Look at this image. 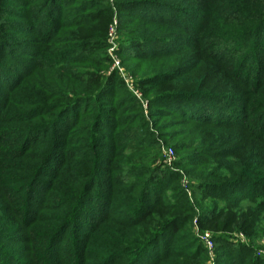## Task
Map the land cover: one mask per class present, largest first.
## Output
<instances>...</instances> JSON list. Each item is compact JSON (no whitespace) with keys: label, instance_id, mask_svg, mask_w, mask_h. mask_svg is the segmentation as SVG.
<instances>
[{"label":"rangeland","instance_id":"obj_1","mask_svg":"<svg viewBox=\"0 0 264 264\" xmlns=\"http://www.w3.org/2000/svg\"><path fill=\"white\" fill-rule=\"evenodd\" d=\"M57 1L58 10L49 16L45 2L0 0V67L7 72L17 65L31 67L11 91H2L0 85V264H131L171 217L165 232L170 237H158L169 256L157 264H264V207L258 200L244 199L234 205L230 198L236 193L233 186L240 184L243 189L253 183L264 189L261 42L254 35L238 36L234 31L240 25L228 21L220 24L217 36L214 22L212 50L204 53L198 46L196 57L181 55L162 67L163 61L158 62L154 71L173 74L155 80L148 93L140 84L148 65L127 62L113 50L141 102L119 87L112 97L75 102L69 77L74 81L97 73L103 82L118 77L111 71L109 28L115 22L118 44L125 40L120 21L133 19L121 5L160 0ZM160 2L190 11L189 0ZM65 19L69 23L60 38L54 26ZM153 30L149 24L138 26L133 37L152 36ZM175 36L185 38L180 31ZM76 49L85 53L70 55ZM27 51L34 55H23ZM70 57L82 58L72 62ZM176 91L216 98L221 107L229 106L231 117L203 123L149 107L157 95ZM73 103L74 108L68 106ZM209 105L205 112H211ZM105 108L115 118H107L108 129H98L95 124L104 118ZM73 116L77 120L71 122ZM58 119L62 121L57 125ZM191 158L202 163L195 172L187 166ZM155 167L174 175L173 181L165 189L152 185L160 191L151 217L135 226L123 225L121 221L139 210ZM39 190L43 196L38 207L33 200ZM30 207L33 212L26 214ZM79 207L80 215L100 214L92 231L84 232L75 223ZM74 224L76 229L70 226ZM204 235L207 246L200 239Z\"/></svg>","mask_w":264,"mask_h":264},{"label":"trees","instance_id":"obj_2","mask_svg":"<svg viewBox=\"0 0 264 264\" xmlns=\"http://www.w3.org/2000/svg\"><path fill=\"white\" fill-rule=\"evenodd\" d=\"M38 1H40L41 3L45 2L46 7L44 11L47 9L46 12L49 16H52L50 12L54 11L55 13L58 10V5H60L57 0ZM160 1L156 3H144L142 1H139L137 2V4L134 1L128 4L124 3L121 5L122 11L129 13L133 19L132 21L123 19L119 23V31H121L125 40L122 42L120 41V43L118 42V53L122 56L121 58L125 59L127 62H139L148 65L142 71L144 75H147L145 76L146 78L140 79V84L145 88V93L149 92L147 91L148 86L154 84L155 80L172 77V71H164L162 73H157L156 71H154V68L157 67V64H160L158 62L163 61V63L160 64V66L162 67L163 64L167 63V60H169V63H171L173 58H177L181 55L196 57L198 56V46L204 53H206V51L209 52L210 50H212V48L214 47L212 38L215 34V29H213L214 22H216L217 36L218 32L222 30L220 29V24L222 22L228 21L231 23H237L238 25H240V27H237L238 30L234 31L235 34L238 33V36H243L242 34H245L246 37L254 35L257 41L261 42V52L259 53L264 54V34L262 30L264 28V0H189L188 4L190 3V11L173 8L169 5L166 6L163 5ZM81 10L84 9H79L77 11V14L80 15V13L84 12ZM222 14L226 15L223 17ZM252 20H254L255 23L247 27ZM68 23L69 22L66 21V19L61 23H55L54 32L56 31V35H58L60 38L64 34L60 32H66L65 27ZM144 24H149V26L155 27V31L153 30V33L151 32L153 35L147 36L146 38L133 37L135 34L134 31H137V27ZM74 25H76V23H74ZM244 25L246 27L242 29V26ZM178 31L184 34L185 38L178 39L175 36ZM156 32H160L161 37H156ZM164 33H166V35ZM79 52L80 55L85 53V51L76 49L72 51L70 55L77 56ZM30 54L31 56L34 55L32 51H27V53H24L23 55L30 56ZM80 58L82 57H70L68 60L73 62ZM258 61L256 62V64L258 63ZM61 62L65 63L64 59H61ZM221 63V59L217 58L216 64ZM38 65L39 64H37L36 67ZM40 67L42 66L40 65ZM0 68V82L1 80H3V83H0V85L2 86V91H11L14 87V84L23 80L31 72H29L31 67H28L27 65H21V67L20 65H17L15 70L8 72L3 70L2 67ZM149 68H153V70L150 71ZM256 68L258 69L257 66ZM262 69H264V66L262 67ZM19 70H21V72H19ZM73 78H75L74 81L69 77L70 81L73 83L70 87L69 92L73 95H76V97L72 99L73 101H79L89 98V101H91L93 99L99 100L102 97H112V94L115 92L117 87H119L122 91H127L121 80L118 77L115 79L114 76L112 78H109L107 82H103V77L97 73H87L85 75ZM149 90H151V88ZM186 92L187 93L176 91L173 93L157 95L150 101L149 107L152 106V108L154 109L165 110L166 112H175L176 114H181L182 118L185 120H195L203 123H219L221 121L228 120V118L231 117L229 113L230 108H228L229 106L221 107L222 101L219 104L216 98L206 97L202 94L195 95L194 91ZM130 98L131 102H135L137 104V101L134 97ZM199 98L200 101H198ZM72 100L70 99L69 102H71ZM183 101H190L191 103L182 106ZM198 102L202 103H199L200 105L198 106L196 105L198 104ZM176 103H179L181 106L177 105ZM209 103L212 105H209V107L211 108V112L210 110L205 112L204 107H206ZM75 104L76 103H73V105L68 106L74 108L76 106ZM67 108L68 107H64L63 111H66ZM102 112L105 113L104 118H101L100 122L95 124V127L98 129L106 130L108 129L106 126L107 118H113L114 115L110 109H102ZM74 116L71 118V122L76 119ZM59 121H62V119H58L55 124L58 125ZM220 146L222 148L223 146H225V144H221ZM187 166L188 168H191L192 172H195L197 167L202 166V163L201 161L196 160V158H191V160H188ZM199 173H202V177L203 172L199 171ZM173 177L174 175L166 173V171L162 169L160 170L158 167H155L149 178L150 180L148 179L149 182L145 183L142 204H140L141 206H139V210L128 215L130 219L125 222L121 221L122 224H127L126 226H135L140 224L145 219L151 217L152 210L157 206V198L160 191L152 187V185L154 183H158L165 189L168 187V183L170 182V180L173 181ZM242 185L243 184L237 185L235 187L233 186L236 193H232L233 195L230 196V198L233 200L232 203L235 202L234 205H238V203L243 199L250 203L258 200L260 206L264 207V193H262L264 189H262V187H257L254 183L250 184L246 189L239 187ZM41 189H43V187H41ZM40 190L38 193H35L37 194L35 196V198L37 199L33 200L36 202L33 203V205L38 207L40 206V199L43 196V193L40 192ZM35 194H33V196ZM103 205H106V202H104ZM81 210V208L79 210L76 209L74 212V214L76 213L77 216L75 223L80 224V228L84 232L92 231L96 227L97 221L101 217L100 214L97 213V215L95 214L93 217H89L88 212V214L86 213L80 215ZM32 212L33 209H31V207L29 209H26V214H31ZM101 213H105V211L103 210ZM171 220L172 217L167 218V220H165V223H163V226L161 225L162 227L160 226L161 228L158 229L157 232H155L156 234L151 235L148 238L149 240L147 239L148 242L146 243V247L142 249L141 252H139V254L137 255L138 257L133 259V262H131V264H135L137 261V264H157L169 256V250H167L166 247H159L161 243L159 242V240H161V238L166 235L165 232L169 227V223L171 222ZM70 226H73L76 229L75 224ZM170 232L171 234H173L174 231L172 230ZM169 234L166 235L167 239L170 237ZM159 236L160 239L158 240ZM171 242L172 241H170L169 244H171ZM79 245H81V243ZM198 245L196 246L197 250H200L202 252L200 246ZM77 252L78 251H76L75 253ZM47 255L50 256V252H47ZM189 255L190 254L187 253L186 256L190 257Z\"/></svg>","mask_w":264,"mask_h":264},{"label":"built area","instance_id":"obj_3","mask_svg":"<svg viewBox=\"0 0 264 264\" xmlns=\"http://www.w3.org/2000/svg\"><path fill=\"white\" fill-rule=\"evenodd\" d=\"M115 31V22H113L112 26H110L109 28V33H108V47L110 48V55H111V61H114L111 67V71L115 70V74L118 75V77L120 78L121 82L123 83L124 87L126 88V90L133 95L138 101L141 102L140 100V94L136 91L132 81L130 80V78L128 76H126L122 70L118 67V62L112 57L113 54V50H118L117 49V44L116 41L114 40L115 37H113V33ZM145 108V105H144ZM170 163V159L167 158L166 160V166H168ZM169 167V166H168ZM201 241L207 246V243L209 242L207 239V236H201Z\"/></svg>","mask_w":264,"mask_h":264}]
</instances>
